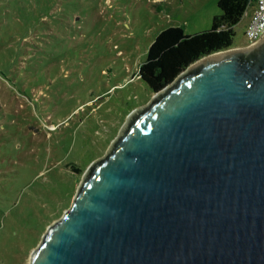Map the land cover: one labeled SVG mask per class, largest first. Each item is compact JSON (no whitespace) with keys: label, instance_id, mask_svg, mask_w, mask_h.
Here are the masks:
<instances>
[{"label":"water","instance_id":"water-1","mask_svg":"<svg viewBox=\"0 0 264 264\" xmlns=\"http://www.w3.org/2000/svg\"><path fill=\"white\" fill-rule=\"evenodd\" d=\"M132 107L29 264H264V34Z\"/></svg>","mask_w":264,"mask_h":264},{"label":"rangeland","instance_id":"rangeland-1","mask_svg":"<svg viewBox=\"0 0 264 264\" xmlns=\"http://www.w3.org/2000/svg\"><path fill=\"white\" fill-rule=\"evenodd\" d=\"M218 0H0V264H29L86 166L152 93L135 74L163 28H209ZM246 19L230 48L248 44Z\"/></svg>","mask_w":264,"mask_h":264},{"label":"trees","instance_id":"trees-1","mask_svg":"<svg viewBox=\"0 0 264 264\" xmlns=\"http://www.w3.org/2000/svg\"><path fill=\"white\" fill-rule=\"evenodd\" d=\"M217 5L220 12L212 16L209 28L184 33L170 25L155 35L135 72L151 92L170 83L201 56L232 46V27L242 18L248 0H218Z\"/></svg>","mask_w":264,"mask_h":264},{"label":"built area","instance_id":"built-area-1","mask_svg":"<svg viewBox=\"0 0 264 264\" xmlns=\"http://www.w3.org/2000/svg\"><path fill=\"white\" fill-rule=\"evenodd\" d=\"M242 18L246 19L243 33L248 44L259 39L264 34V0H248Z\"/></svg>","mask_w":264,"mask_h":264},{"label":"bare ground","instance_id":"bare-ground-1","mask_svg":"<svg viewBox=\"0 0 264 264\" xmlns=\"http://www.w3.org/2000/svg\"><path fill=\"white\" fill-rule=\"evenodd\" d=\"M229 49H234V48H228V49H225V50H229Z\"/></svg>","mask_w":264,"mask_h":264}]
</instances>
